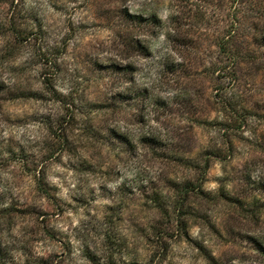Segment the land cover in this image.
Returning a JSON list of instances; mask_svg holds the SVG:
<instances>
[{
    "label": "clouds",
    "instance_id": "1",
    "mask_svg": "<svg viewBox=\"0 0 264 264\" xmlns=\"http://www.w3.org/2000/svg\"><path fill=\"white\" fill-rule=\"evenodd\" d=\"M218 6L213 19L222 20L219 25L207 28L192 18ZM173 16L187 23H173ZM225 26L231 35L222 51ZM19 30L40 39L20 40ZM186 35L198 41L195 47L173 42ZM46 79L60 100L24 99L37 91L50 96ZM0 84L6 85L0 97L20 96L0 111V209L19 201L17 207L42 204L54 213L48 197L36 191L43 170L51 195L65 208L64 215L48 217L71 246L64 264H89L85 248L100 264H148L157 245L132 224L160 216L146 210L151 201L141 193L151 197L160 189L167 197L169 183L198 181L196 165L212 153L218 158L203 183L211 185L213 201L195 210L209 211L229 243L214 240L203 225L188 235L193 242L211 241L217 260L264 264L242 235L264 240V222L257 227L221 203L264 200V0H212L208 8L198 0H0ZM69 108L76 118L74 146L45 158L58 143L47 121L55 127ZM9 148L28 156L35 170L25 172V161L11 160ZM35 227L31 218L0 217V245L16 264L63 252L46 238L35 244L34 235L43 237L29 231ZM110 229L127 239L124 249L110 253L103 246ZM170 262L207 264L183 242L172 245L163 264Z\"/></svg>",
    "mask_w": 264,
    "mask_h": 264
},
{
    "label": "rangeland",
    "instance_id": "2",
    "mask_svg": "<svg viewBox=\"0 0 264 264\" xmlns=\"http://www.w3.org/2000/svg\"><path fill=\"white\" fill-rule=\"evenodd\" d=\"M187 0H179L180 4H185ZM220 1H217L219 5ZM198 4H202L205 8L211 7L212 2L209 3L208 0H198ZM219 6L214 12H207L204 10H198L197 12L192 13V18L195 23L202 24L207 28H211L213 24H221L222 20L219 18L213 19L216 17V12H218ZM21 22L24 20L22 14H18ZM208 16L209 19L205 20V17ZM173 23L178 25L186 24L187 20L182 21L179 16L172 17ZM229 26H225L224 32L227 31ZM233 27V26H232ZM17 36L20 40L28 39L32 37L33 39L39 40V34L33 35L32 33H25L23 30L17 31ZM173 42L178 43L181 46L185 47H195L198 43L197 40L193 38L192 35H186L180 38L173 37ZM59 54V53H57ZM44 62L47 64L49 61L47 58H44ZM53 68L56 71H59V66L54 65ZM222 75H217L216 79H222ZM44 84L47 86V91L50 93V96H45L43 93L37 91L31 95L25 96L26 100H33L36 102L52 100H60L59 94L51 86L50 80H45ZM6 85L0 84V91H3ZM220 93H216V97L219 98ZM18 95H11L8 97H0V111L3 110V104L7 103L9 100L19 99ZM231 111L232 109L229 108ZM67 113L66 117H61L59 122L55 127L51 124V119L47 121L48 131L56 138L58 143L54 146L53 152L48 154L49 158L54 151L65 149L69 146H74L72 143L73 128L75 124V116L72 115L73 109L69 108L65 110ZM239 119H244L243 116H239ZM9 123H13L9 121ZM19 125L20 122H15ZM238 126V125H237ZM225 127H231L225 125ZM87 131V129H86ZM90 135V133H88ZM227 135V133H226ZM11 160H21L25 161L24 170L25 172L34 171V167L30 168L26 163L28 156L23 154V152L17 156L16 153H13L11 149H8ZM217 154L212 153L210 156L206 157L202 165H196L197 170L201 173L199 180H186L183 185L174 186L173 183H169L166 187L168 189V195L165 196L163 190L154 191L153 195L149 197L145 193H141V196L145 201H151L150 205L145 204L144 207L146 210L153 212L160 216V219L154 221V223H149L147 225L142 223H133L132 227L134 228L136 234L142 237L148 244L157 245L156 250L152 254L151 260L148 264H163L167 260L169 253L171 252L172 245L187 243L192 249L196 251L199 257H202L207 264H233L235 257H225L223 261L217 260L215 256L212 255L213 248L209 244H206L201 241L193 242L188 232L191 228L199 227L203 225L210 236L216 241H222L224 243H229L227 234L224 233L220 227L217 226V223L214 222L213 217L209 215V211L197 212L195 209H203L205 204L211 205L213 197L211 196V185H205L203 183L205 172H210L212 169L210 167V162L213 159H217ZM59 160V157H57ZM187 167V166H186ZM36 191L42 193L48 197V200L51 201L52 205L55 208V212H49L43 210L42 204H27L26 206L17 207L19 201H14L13 206L8 209H0V217L12 216L31 218L36 227L30 229L32 233L41 232L43 237L36 238L34 235L33 242L35 244H40V239L46 238L54 245H58L63 249V252H50L47 253V258L43 256H38L34 264H64V258L71 254V246L69 243L65 242L62 239L63 234L55 227H49L50 215L53 216H62L65 214V208L61 206L56 199L51 195L48 185L43 180V170H41V177L36 180ZM2 199V198H0ZM169 200H172V204L169 205ZM227 208L232 209L236 217H241L248 219L253 225L259 226L264 222V200H254L252 203L247 206H242L241 204L230 203L228 201H222ZM83 204H77V207H81ZM72 206H69V209ZM210 210V209H209ZM108 211L115 212L116 209L109 208ZM121 218L117 217L119 221ZM111 223V221H109ZM235 231V229H232ZM246 235L249 241L253 242L249 248V251L257 252L259 255L264 256V253H260L259 250L264 251V240L257 238L251 232L242 233ZM103 246L110 252H116L124 249L127 246V239L123 237L118 231L109 230L104 234ZM30 255L32 253H29ZM83 255L86 259L89 260V264H100V257L96 253L88 248H85ZM159 257V260H157ZM0 261H6L8 264H16L13 259L11 251L2 245H0ZM25 264H29L28 261H25ZM108 264H111L109 259ZM131 264H138L137 261L133 260ZM171 264V262H170Z\"/></svg>",
    "mask_w": 264,
    "mask_h": 264
},
{
    "label": "trees",
    "instance_id": "3",
    "mask_svg": "<svg viewBox=\"0 0 264 264\" xmlns=\"http://www.w3.org/2000/svg\"><path fill=\"white\" fill-rule=\"evenodd\" d=\"M217 1H220V0H217ZM208 2L211 3L212 0H208ZM232 26L234 27V25H232ZM232 26H231V27H232ZM225 33H226V35L223 37V41H222L221 44H220V47H221L222 51L225 50V43H224V42L228 41L229 36L231 35V32L229 31V27L227 28V31H226ZM44 194H45V193H44ZM46 195H47V194H46Z\"/></svg>",
    "mask_w": 264,
    "mask_h": 264
}]
</instances>
